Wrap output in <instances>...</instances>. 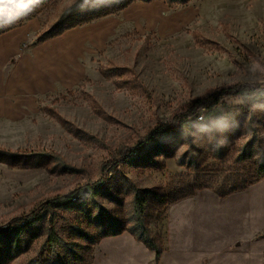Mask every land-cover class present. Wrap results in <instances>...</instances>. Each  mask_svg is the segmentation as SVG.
<instances>
[{
    "label": "rangeland",
    "instance_id": "1",
    "mask_svg": "<svg viewBox=\"0 0 264 264\" xmlns=\"http://www.w3.org/2000/svg\"><path fill=\"white\" fill-rule=\"evenodd\" d=\"M107 22L110 32L88 58L90 78L0 118L1 149L55 153L78 171H65L56 159L25 169L0 160V231L15 228L17 220L26 230L19 238L23 253L11 264H94L99 244L91 248L86 234L99 239L104 230L129 231L141 221L166 251L176 247L179 205L193 198L200 199V214L212 221L217 214V232H225L213 264H242L236 255L222 259L246 248L243 264H264V229H251L243 248L223 231L227 199L253 187L264 165V92L224 99L198 121L180 119L215 90L264 84V0H0V36L36 23L30 39L36 43L52 28ZM162 126L181 128L183 137L164 151L110 165L120 147L137 146ZM87 187L100 189L87 195L82 209L65 205Z\"/></svg>",
    "mask_w": 264,
    "mask_h": 264
},
{
    "label": "crops",
    "instance_id": "2",
    "mask_svg": "<svg viewBox=\"0 0 264 264\" xmlns=\"http://www.w3.org/2000/svg\"><path fill=\"white\" fill-rule=\"evenodd\" d=\"M137 10H130L125 19L135 16L133 13ZM111 26L113 24L107 22L69 29L42 44L30 40L36 32V23L1 35L0 118L11 117V110L25 109L26 101H34L37 96L75 88L90 78L89 55L102 45ZM27 40H30V47L24 46ZM212 200L217 207L218 200ZM198 201L200 199L193 198L179 205L176 247L172 244L165 248L161 264H213L220 234L217 214L214 221L213 217L200 214L196 210ZM226 207L223 216L227 221L223 231L227 230L229 238L240 239L238 242L231 240V243L243 248L249 243L251 229H264V180L235 198L229 197ZM244 209H247L246 214ZM227 249L223 247L222 252ZM94 257V264H156L155 253L129 233L103 239ZM234 258L242 264L245 260L248 262V249L240 255L231 251L222 260Z\"/></svg>",
    "mask_w": 264,
    "mask_h": 264
},
{
    "label": "trees",
    "instance_id": "3",
    "mask_svg": "<svg viewBox=\"0 0 264 264\" xmlns=\"http://www.w3.org/2000/svg\"><path fill=\"white\" fill-rule=\"evenodd\" d=\"M87 0H78V3H84ZM115 2H119L120 0H114ZM154 0H144V2H150ZM179 1L180 4L186 3V0H170L171 3H175ZM128 6L123 5L121 8H111L112 12H116L119 10H125ZM118 9V10H117ZM69 9L64 10L57 22V25L66 19L69 14ZM63 32H54V28L43 32L39 38L38 43L42 44L48 40L56 38L62 35ZM264 92V84L256 83V84H239L235 86H227L220 88L211 92L204 98H199L193 102L190 106L188 112L180 117L182 121H198L202 118L203 110L211 112L215 110L224 99L242 96L244 99H248V97L252 94ZM53 117H58V114L52 110ZM63 127L67 131H72L68 124L63 122ZM181 128H166V126H162L159 128L153 129L146 136H144L137 146H122L117 151L112 154L111 166L117 167L121 163H125L128 161H136L141 157L145 156L148 152H159L164 151L166 148V144L175 143L179 141L183 136L181 134ZM4 159L10 169H16L21 167V169L31 168L33 167L34 161L41 162H51L53 160H58L61 163V167L65 169L67 172L76 173L78 172L72 166H69L62 157L57 156L55 153H50L47 151H39V152H21V151H10L0 148V160ZM57 169V168H56ZM52 174H54L55 166L50 167L49 170ZM264 180V165L259 168V177L256 181L251 184L254 185ZM100 187H87L86 189L78 192H74L71 197H69L65 203L67 207L73 209H82L86 204V197L89 193H93L99 190ZM236 192L232 190V194ZM84 193V195H81ZM225 197V195H222ZM22 220L15 221L16 227L8 230L0 231V264H11L17 258L21 256L23 253L21 243L19 242V238L21 234L26 231L25 228H20V222ZM108 223L112 224V221L109 220ZM102 226V225H101ZM124 233H129L137 242L142 243L149 251L154 252L156 255V264H161V260L163 254L165 253L164 247L157 242L151 235L149 227L146 223L141 221L137 223L131 230H119L110 232V230H104L99 239L95 238L92 235L86 234L84 237L91 245L92 248L94 245L99 244L103 239L117 237L123 235ZM79 247V246H78ZM75 255L77 258H82V254L80 252H76ZM28 264H34V261H30Z\"/></svg>",
    "mask_w": 264,
    "mask_h": 264
}]
</instances>
